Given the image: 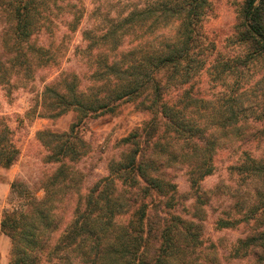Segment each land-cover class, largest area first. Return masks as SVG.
Wrapping results in <instances>:
<instances>
[{
    "label": "trees",
    "instance_id": "obj_1",
    "mask_svg": "<svg viewBox=\"0 0 264 264\" xmlns=\"http://www.w3.org/2000/svg\"><path fill=\"white\" fill-rule=\"evenodd\" d=\"M145 5L132 9L122 22L120 13L117 20L100 15L106 24L98 27V34L82 31L86 47L76 50L94 65L91 81L99 85L97 91L84 90L77 76L69 73H62L44 91L42 106L51 113L46 117L74 111L78 120L66 133H38L50 149L48 162L60 164L43 186L44 198L34 196L23 183L11 184L14 208L0 219L1 232L12 242L9 264H220L217 245L203 244V226L195 217L204 214L208 201L201 184L214 173L218 147L229 143L231 136L223 118L194 117L210 108L188 88L207 62L209 45L202 23L209 0ZM86 10L84 0H0L13 39L5 56L0 55V85L10 86L9 68L29 71L31 59L43 67L56 64L69 51ZM58 13L66 19L58 22ZM241 13L240 41L253 44L254 55L264 57V0H245ZM173 23L175 36L162 37L152 46L150 33H143L134 49L123 53L133 56L131 61L120 59L129 30L155 25L160 31ZM39 35L47 36L49 44L35 47L31 41ZM122 100L136 101L151 118L122 140L126 147L122 160L113 162L110 174L84 194L78 186L83 180L69 164L87 153V143L80 138L82 120L112 113ZM19 156L13 131L0 116V168H11ZM242 161L233 169L262 184L243 221L263 226L264 158L247 154ZM175 168L186 170L189 177L195 210L188 218L173 216L175 206L169 202L173 199L153 202L154 195L175 193V185L165 178L167 170ZM152 209L168 218L159 214L154 220ZM235 223L220 225L229 228ZM230 257L264 264V226L235 244Z\"/></svg>",
    "mask_w": 264,
    "mask_h": 264
},
{
    "label": "rangeland",
    "instance_id": "obj_2",
    "mask_svg": "<svg viewBox=\"0 0 264 264\" xmlns=\"http://www.w3.org/2000/svg\"><path fill=\"white\" fill-rule=\"evenodd\" d=\"M84 1L87 6L85 18L74 34L69 51L62 53L56 64L46 67L38 64V60L31 59L29 71L9 68L10 86L0 85V116L13 131L15 144L20 150V156L11 168H0V219L5 210L14 208L11 204V184L14 181L23 183L34 196L42 199L45 196L43 186L60 166L48 162L50 149L40 141L38 133H66L78 120L74 111L58 118L46 117L51 114L42 106V96L46 88L57 81L62 73L76 75L84 90L95 87L97 91L96 87H99L91 81L94 65L76 50L77 47H86L82 31L89 29L97 31L98 34V27L106 24L101 22L103 18L100 15H108L109 19L117 20L120 13L122 22L135 7L141 8L145 4H156L163 0ZM244 2L245 0H209V10L202 23L203 37L209 45L207 62L204 69L188 85L191 93L205 100L210 108L207 112L200 110L199 115L194 117L204 120L214 114L218 120L223 118L227 121L226 132L231 136L229 143L218 147L214 158L215 171L201 184L208 201L202 207L204 214L195 217L203 226V244L217 245L220 264H247L245 261L231 259L232 248L241 239L249 236L253 229L262 230L264 226H259L255 221H250L249 224L243 221L245 211L255 202L262 184L233 169L243 163L242 159L247 154L264 158V57L254 55L253 44L240 41L241 30H244L240 28ZM65 19L58 13V22ZM136 28L129 30L123 39L124 48L120 59L126 62H130L133 56H124L123 53L134 49L143 33H150L148 41L154 46L160 44L163 38L175 36L177 32L175 23L160 31H157L155 25L151 29L149 25ZM31 43L39 47L49 44V39L44 35L34 36ZM12 45L10 23L0 12V55L5 56L2 55L5 54V49ZM248 57L251 61L246 62ZM105 90L106 88L102 91ZM118 104L112 113L82 120L80 138L87 143V153L78 162L69 164L79 172V179L83 181L78 186L82 187L84 194L110 174L113 162L122 160L126 152L122 140L136 129L142 128L151 118L150 113L141 109L136 101L122 100ZM165 178L175 185L176 191L165 197L154 195L153 202L161 203L173 199L169 201L175 206L171 209L173 216H192L195 204L186 170L168 169ZM149 201L153 203L150 199ZM69 209L71 213L72 207ZM151 214L154 220L159 214L164 218L169 215L155 209L151 210ZM120 220L127 221V218ZM224 221L236 223L234 227L223 228L220 222Z\"/></svg>",
    "mask_w": 264,
    "mask_h": 264
},
{
    "label": "crops",
    "instance_id": "obj_3",
    "mask_svg": "<svg viewBox=\"0 0 264 264\" xmlns=\"http://www.w3.org/2000/svg\"><path fill=\"white\" fill-rule=\"evenodd\" d=\"M11 239L0 229V264H9L11 259Z\"/></svg>",
    "mask_w": 264,
    "mask_h": 264
}]
</instances>
